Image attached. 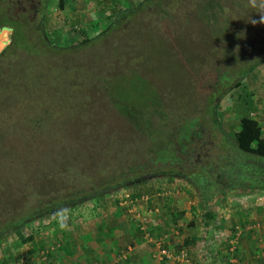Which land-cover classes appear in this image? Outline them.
<instances>
[{"label": "rangeland", "instance_id": "obj_1", "mask_svg": "<svg viewBox=\"0 0 264 264\" xmlns=\"http://www.w3.org/2000/svg\"><path fill=\"white\" fill-rule=\"evenodd\" d=\"M150 1L66 0L64 5L59 7L56 0H49L41 13L36 9L39 0L2 1L4 10L14 12L23 19V32L17 40L12 38V27L5 25L2 27L6 30L0 35V169H6L0 170V175L15 173L16 177L11 178L13 185L22 183L31 188L43 174L39 160L45 158L41 152L45 148L48 158L56 157L60 163L67 164L69 169L71 167L70 176L74 175L75 179L68 186V190L76 191L75 193L87 192L91 186V178L98 181L101 177L106 179L109 174L113 175V172H109L101 176L96 172L101 169L97 165L90 172L85 171L82 176H75L76 167L79 171L82 170L85 160L82 155L77 159L74 157L77 150L81 152L75 127L72 130V125L63 123L64 120L71 122L73 116L77 126L89 125L87 116H95L94 113L97 112V117H102L104 123L109 125L106 127L125 125L127 128V124H131L139 129L143 127L137 125V120L146 123L148 120L145 119V114H149L151 121L148 122L162 127L158 113H151L149 110L164 107L171 110L168 112L167 130L162 133L164 131L161 132L157 128V133L151 134L155 144H161L169 135L168 129L174 128L175 125L180 126L181 122H176L174 118L176 111L184 114L193 111L191 115L197 117L192 126L195 132L192 133L191 142L185 147L186 153H191L189 161L203 163L210 172L211 164L207 162H213L212 155L222 156L225 152L230 154L226 145L230 138L225 136L226 132L221 126H227V130L232 131L237 127V120L243 113L256 115L260 120L263 118L264 58L245 73L240 66L243 61L261 57L264 53V25L250 23L252 18L258 20L259 17L255 14L256 10L250 6L249 0H153L157 1L156 5L153 4L156 7L154 13L147 14ZM130 8L133 9L130 11L133 15L121 16L119 31L113 28L110 34L99 38V30L107 28V24L113 22L116 15H122L121 12ZM36 15L37 19L41 17L42 20L32 21ZM40 28L52 32H49V41L44 39ZM128 29L131 32L130 39L122 36L120 40L119 36ZM259 31L260 39H255ZM139 32L140 34H137ZM84 37L87 38L83 39ZM248 40L250 42H247ZM53 41L58 42L55 45L58 47L52 48ZM113 42L117 44L115 53L111 51ZM254 47L258 49L255 50ZM24 52L35 55L40 62L39 70L45 61L48 70L44 68V73H50L52 86L47 80L46 84L39 80L33 88L31 83L20 75L24 69L20 72L9 65L8 62L15 54L22 58L26 55ZM49 58L51 61L47 62L46 59ZM68 62L72 68L67 69L65 80L62 77L56 80V66L65 69ZM26 64L23 62L21 66ZM42 74L40 78L44 77ZM223 74L226 77L221 81L225 85L221 87L220 81L218 87L221 88L217 90L221 94L218 97L219 106L215 111L211 110L213 113H210L209 109L204 111L203 107L197 108L202 102V97L214 89L212 86L216 87L215 82ZM92 78L97 79L94 82V100L96 94H101L106 100L92 103ZM237 80L241 82L238 86L235 84ZM126 85L130 92L123 91L127 90L124 89ZM118 93L121 96L117 97ZM154 97L157 98L156 101L153 100ZM73 107L80 108V111L75 112ZM43 108L49 109V117L43 115ZM70 108L73 109L71 115ZM135 109L141 118L132 119L133 116L129 115L128 112ZM219 119L221 123H218ZM38 125L43 127L42 132L36 127ZM135 130V141H138L140 135H137V129ZM34 131L40 135L35 146L29 145L28 142L30 132ZM119 140L121 139L117 141L115 138L113 142L117 145ZM173 148L176 154H180L177 145ZM29 150H34V153L31 154ZM106 151L105 161L109 164L106 168H116L122 160L133 162V157L128 159L123 149L119 157L115 154L117 151ZM31 156H34L36 161ZM142 158L140 160H143ZM252 161L255 167H264V159L254 158ZM188 166L191 164L186 163L181 169H189L185 168ZM210 177L215 179L213 173ZM142 178L133 183L118 185L120 187L115 190L119 196L117 202L123 208V213L116 220H126L130 239H137L136 235L141 237L144 231L147 233V230L138 228L143 225L153 231L150 234L151 239L147 238L149 235L144 236L147 242L152 243L153 249L155 245L152 239L157 236H160L159 240L164 242L166 247L174 249L183 241V237L197 233L203 236V239H198L196 252L225 253L230 258L234 253L235 256L241 253L242 237L247 232L264 236V192L246 194L228 189L214 196L210 206L216 217L209 225H204L201 189L193 181L180 174L148 175ZM127 189L145 197L148 195V198L132 200V203H127L131 202L129 200L122 202V194L128 192ZM16 192L20 194V191ZM66 192L61 189L54 193L50 191L47 195L50 198L52 195L62 198L68 195L69 191ZM114 198L116 196L111 195L101 199L113 205L116 203ZM98 203L94 196L83 197L75 210L62 214L60 222L77 214L81 207ZM191 206L195 208L192 209ZM19 210L25 209L21 206ZM178 210H183V215L173 222L171 215ZM1 213L0 216H3ZM24 213L21 217L27 215ZM30 222L40 227L34 233L36 238L49 235L51 228L55 227V224L47 226L50 225L48 216L33 218ZM250 223L255 224L253 228H243ZM235 226L241 229L239 240L234 236ZM22 228L25 233L31 229L27 226ZM3 234L4 237H0V256H4V264H10L23 257L24 249L20 248L26 246L29 241L20 240L14 227L5 229ZM226 242L230 243L228 248ZM233 245L235 246L231 249ZM122 247V250L125 249L124 251L130 254L134 242L127 241ZM218 249L222 252L217 251ZM188 251L189 254L192 253L190 249Z\"/></svg>", "mask_w": 264, "mask_h": 264}, {"label": "trees", "instance_id": "obj_2", "mask_svg": "<svg viewBox=\"0 0 264 264\" xmlns=\"http://www.w3.org/2000/svg\"><path fill=\"white\" fill-rule=\"evenodd\" d=\"M3 0H0V27L2 26H11L13 29L12 38H15L18 40L19 35L23 32L21 22H23V19L18 17V15H15L14 12L9 13L7 10H4L3 6ZM49 0H39L37 3V12L41 13L43 8L46 6L47 2ZM58 2V6L62 7L66 0H56ZM160 1V0H159ZM158 1V3H160ZM207 2H214L213 0H207ZM242 3V2H241ZM151 4V5H150ZM157 4V1L151 0L149 2V9L147 11L148 13H154V10L156 7L153 6ZM207 4V3H206ZM147 7V8H148ZM146 8V9H147ZM162 8V7H161ZM163 9V8H162ZM133 9L130 8L129 10H125L124 12H121L122 15H116L113 18V22H109L107 24V28H102L98 32L99 38H102L107 35L113 28L116 29L115 31H119V26L121 22V16H131L133 14H130ZM164 10V9H163ZM188 17V16H187ZM186 17V18H187ZM199 17V15H198ZM112 18V17H111ZM40 21L42 20L41 17H39ZM37 15L34 16L32 21H37ZM19 21V22H18ZM39 21V22H40ZM38 22V21H37ZM41 32L43 33L44 39L48 40L49 34L52 33L50 31H45L40 28ZM125 29V28H123ZM135 30V29H134ZM50 32V33H49ZM136 32V30H135ZM110 34V33H109ZM130 29L128 31H124L120 37L127 36V39H130ZM135 34V33H134ZM137 34H140L137 33ZM18 36V37H17ZM260 31L256 33L255 39H260ZM87 37H84L83 39H86ZM238 39V38H237ZM236 39V40H237ZM247 42H250L248 40ZM58 42H52V48L58 47ZM263 44H264V38H263ZM120 45V44H119ZM264 46V45H263ZM259 47V46H258ZM254 47V49H258ZM117 48V44L113 42L111 46V51L115 53V49ZM253 49V48H251ZM62 52V51H61ZM23 53V52H22ZM26 54V52H24ZM64 54V52H62ZM37 54V53H35ZM14 55V54H13ZM33 54H26L23 55L22 58L18 56V54H15L14 58L10 60L8 63L9 65H12L14 68L18 69V71H22L24 69L23 73H20L22 78L27 79L33 88L39 83V80L46 84V80L50 86L53 84V79L48 71L44 73V68L48 70V66L42 62V68H40V62L34 57ZM43 58V56H41ZM264 58V53L261 57L256 56L255 59H250L247 61H243L241 63V67L243 68L242 72L249 71L250 68H252L255 64L261 62V60ZM44 59V58H43ZM47 62L51 61V58L46 59ZM23 62H26V66H21ZM69 63V62H68ZM52 64V63H51ZM55 68V67H54ZM58 69V75L56 77V80L59 77H62L63 80H65V74L67 69L72 68L71 64H67V68H59ZM43 73V74H42ZM42 74L44 77L40 78ZM240 75V74H239ZM67 76V75H66ZM100 80L102 78L100 76H97ZM226 76L223 74L221 77L215 82V86H212L214 89L211 90V92L206 93L205 97H202V102L200 105H198L197 108L203 107V110L206 111L209 109L210 111L215 109L219 106V96L221 94L217 92L219 89L225 85V83L222 81ZM60 80V79H59ZM97 81V79L91 80V101L92 103H95V101H101L106 100L105 97H102L101 94L95 95L94 100V82ZM221 81V87H218L219 82ZM240 80H237L235 82L236 86L240 84ZM121 86H124L121 84ZM123 90L125 92H130L131 90H128L127 85L124 87ZM60 90V88H59ZM113 96V95H112ZM121 96L120 93H118L117 97ZM40 97V96H39ZM116 97V98H117ZM156 97L153 98L154 101H156ZM75 109V112L80 111V108L73 107ZM70 108V115L72 114L71 111L73 110ZM194 109V108H193ZM151 113L157 112L160 117V125L163 127H158L156 124L153 125V122L151 121V117L149 114H145V119L148 120L146 123H142L137 120V125H141L143 128H137L134 125H129L127 128L125 125H118L117 127H106L109 126L108 124L104 123L105 120L101 117L100 119L97 117V112L94 113L95 116L91 117V114L87 116V118L90 120V124H84L79 125L75 123V117L73 116V120L71 122H66L65 120L63 123H67L66 125H72V130L77 131L76 135L79 136L80 150H77L75 152L74 157L79 158L81 156L85 161L84 165L82 166V170H78L76 167V170L74 171L75 176L80 177L82 176V173L90 172L92 168H95L100 166V172H98L101 176H104L105 173L113 172L112 174H109L106 179H99L98 181H93L91 178V186L88 189L87 192L81 193L76 191H70L68 190V186L72 181L75 179L74 175L70 176V169L66 166L67 164L60 163L59 159L56 157H47L48 151L41 150L42 153H44L45 158L39 160V166H41V170L43 172L42 176L35 184L31 186V188H27L22 183L12 184L11 181L16 177L15 173H12L13 175H0V213L3 214V216H0V237L3 236V231L5 229L14 227V230L16 234L18 235L19 239L22 241H27L29 239L34 238V233L40 229L39 226L33 225L30 221L33 218L42 217V216H48L50 220V224L54 223L58 220L62 214H65L66 212L70 213L76 206L79 204V201L83 199V197L88 196H94L99 203L96 204H105V200H103L106 197H111V195H115L116 200L118 201L119 196L115 193V190L118 189L120 186L118 185H126L129 184V182L133 183V181H139L142 180V177L151 175V176H157V175H177L180 174L189 180L193 181L194 184H196L200 191V198H201V204L203 205V215L204 219L202 223L204 225H209L210 222L215 219L216 214L215 211L210 206V201L212 198L216 195H219L220 193L226 192L228 189L236 190L239 193H254V192H264V167L261 165H257V167L253 164L254 158H261L264 159V127L262 126V123L257 119L255 116L249 115L248 113H243L239 116L236 124V128H233L232 131L227 130V126H221V129L224 130L225 136L230 138L227 142L228 146V154L225 152L222 156H215L212 155V161L213 162H207L211 164L210 168L212 171L208 170L206 166L203 163H195L189 161L191 153H186L185 147L189 145L191 142L192 133L195 132V130H192V126L194 125L197 117L194 115H191L193 113L190 112L187 113H181L179 111H176V114L174 115V118L177 121H180V126L175 125L174 128L168 129L169 135H167L166 141H164L161 144H155L153 141L154 138L152 137V133H157V128L162 130L165 133L167 130L168 122H169V115L168 112L171 110H166L164 107L163 109L159 108L158 110L151 109L149 110ZM146 112V111H145ZM43 115H51V112L49 109L43 108ZM129 115L134 118H141L139 116V112L135 110H131L128 112ZM210 113H213L212 111ZM80 114V113H79ZM134 114V115H133ZM48 115V117H49ZM100 116V115H99ZM138 116V117H137ZM41 117V116H40ZM40 117L39 120L41 119ZM216 117V121H217ZM69 123V124H68ZM220 122V119L218 121ZM178 124V123H177ZM65 125V126H66ZM39 128L38 130L40 132L43 127L36 126ZM137 129V135L139 133L140 137L138 141H135L137 139L136 136V130ZM145 130V131H144ZM31 136L28 138V142H30L29 145H33L37 143L38 139L40 138V135L37 133V131L30 132ZM119 143L117 145L113 142V139H115ZM40 141V140H39ZM77 143V141H75ZM174 145H177L178 150H180V154H176L175 149L173 148ZM91 149V151H90ZM112 150L117 151L115 154L119 157L120 151L123 149L128 157V159L133 157V162L135 163H129L130 160L120 162L117 164L116 168H106L108 167V162L105 161L106 157L105 153H107L106 150ZM227 150V149H226ZM31 151V150H29ZM91 152V153H90ZM34 153V150L31 151V154ZM50 156V153H49ZM86 158H85V157ZM123 157V155H120ZM32 157V156H31ZM141 157H143V160H140ZM35 160V157H32ZM29 158L27 157V160ZM36 161V160H35ZM89 162V163H88ZM189 163L191 166L185 167L189 169H181V166L184 167V164ZM205 163V162H204ZM13 164H15L13 162ZM37 164V162H36ZM76 164V163H75ZM126 170H123L125 169ZM0 170H6L1 168ZM62 173V174H61ZM66 173V174H65ZM116 173V175H114ZM211 173L214 174V178L210 177ZM69 174V175H67ZM62 175V176H61ZM65 175V176H63ZM67 175V176H66ZM116 177V178H115ZM13 178V179H11ZM62 190L69 191L68 195L66 194L64 197H60L57 195H52L50 198L49 195H47L50 191L52 193L59 192ZM112 191L110 192V190ZM27 192H24V191ZM128 190V189H127ZM16 191H20V194H18ZM16 192V193H14ZM66 192V193H67ZM130 198L133 200H139L141 199V196L143 194H139L138 192H131L128 190ZM71 193V194H70ZM70 194V195H69ZM73 194V195H72ZM11 196L12 198H9ZM48 198V199H47ZM103 198V199H101ZM142 200V199H141ZM34 203V204H33ZM97 203V202H96ZM25 205V206H24ZM40 205V206H39ZM66 205V207H65ZM21 206L24 207L25 210L21 211L19 210ZM127 205L124 206L127 207ZM192 209H194V206H191ZM38 209V210H37ZM25 211V213H24ZM6 213V214H5ZM8 213V214H7ZM22 213L26 214L25 216L21 217ZM183 215V210L175 211L174 214H172L173 219L176 221ZM192 221V220H191ZM27 226V228H31L29 232L25 233L23 231L22 227ZM35 228V229H34ZM139 228V227H138ZM149 230V229H148ZM150 231V230H149ZM150 233H152L150 231ZM4 237V236H3ZM57 238V237H55ZM54 238V239H55ZM213 238V237H211ZM46 241V240H42ZM60 240H53V244H57ZM196 241L195 236H186L183 237V241H181L180 244L176 246V250H180L181 248H185L188 251V247H194V243ZM211 243V242H210ZM230 246L229 242H226V248ZM59 247V244H58ZM219 251V249L217 250ZM234 253V252H233ZM48 254H51L53 256L54 250L50 249ZM227 255V254H226ZM227 257H229L227 255ZM27 264V262L25 263ZM41 264V262L39 263ZM102 264V263H101Z\"/></svg>", "mask_w": 264, "mask_h": 264}, {"label": "crops", "instance_id": "obj_3", "mask_svg": "<svg viewBox=\"0 0 264 264\" xmlns=\"http://www.w3.org/2000/svg\"><path fill=\"white\" fill-rule=\"evenodd\" d=\"M85 206L63 222H60L63 217L60 216L57 221L47 225L55 224L49 235H40L36 238L34 234V241H32L34 238L27 240L29 241L27 245L20 248V250L24 249L22 256L27 264L40 262L41 264H264V236L256 233L252 235L249 232L242 237L241 253L237 256L234 253L230 256L231 259L225 253L207 254L188 247L192 252L188 254V262L158 261L152 255V243L145 240L143 233L141 237L136 235L135 240L130 239L131 234H127L129 228L126 220H116L123 213V208L118 202L113 205L105 203ZM171 220L175 221L172 215ZM191 236L196 237L194 247L198 239H203V236L197 233ZM54 238L60 240L56 245L52 243ZM223 240L225 242V239ZM127 241H133L134 248L123 258L124 251H121V247L126 245ZM50 249L54 250L53 256L48 254ZM0 264H4V256H0Z\"/></svg>", "mask_w": 264, "mask_h": 264}, {"label": "built area", "instance_id": "obj_4", "mask_svg": "<svg viewBox=\"0 0 264 264\" xmlns=\"http://www.w3.org/2000/svg\"><path fill=\"white\" fill-rule=\"evenodd\" d=\"M252 116H255L257 119L258 117L256 115H252ZM259 121L262 123V126L264 127V115H263V118ZM122 198H123V201L122 202H127L128 200L131 201V202H127V203H132V198H130V195H129V192H124L122 194ZM148 198V195L147 197L145 196H141V199L144 200V199H147ZM254 223H250V224H247L246 226H244L243 228H245L246 230H248L249 228H253L254 227ZM236 227V226H235ZM139 228L141 229H145L147 230V233L144 231V235H149V237H147L148 239H151L150 237V231L147 229V227L144 228L143 225H139ZM244 229V230H245ZM240 232H241V229H238V226L234 229V236L236 237V239H238L240 237ZM159 237L160 236H157L155 238L152 239V241L154 242V249L152 251V255L153 257H155L158 261H164V262H168V261H187L188 258H189V253L187 252L186 249L184 248H181L180 250H176L175 248L174 249H171L169 247H166L165 246V243L161 242L159 240ZM234 237V238H235ZM239 240V239H238ZM237 242V240H236ZM235 245H233V247H231V249L234 248ZM128 248H130V246L127 245ZM126 247V248H127ZM125 250V249H124ZM122 250V251H124ZM128 255V253H126L125 251L122 253V257L125 258L126 256ZM231 259V258H230ZM26 259H24L23 257H21L20 259H18L17 261H15L13 264H24ZM107 264V263H106Z\"/></svg>", "mask_w": 264, "mask_h": 264}, {"label": "clouds", "instance_id": "obj_5", "mask_svg": "<svg viewBox=\"0 0 264 264\" xmlns=\"http://www.w3.org/2000/svg\"><path fill=\"white\" fill-rule=\"evenodd\" d=\"M249 4L256 10L255 14L259 17L258 20L252 18L250 23L264 25V0H249Z\"/></svg>", "mask_w": 264, "mask_h": 264}, {"label": "water", "instance_id": "obj_6", "mask_svg": "<svg viewBox=\"0 0 264 264\" xmlns=\"http://www.w3.org/2000/svg\"><path fill=\"white\" fill-rule=\"evenodd\" d=\"M4 29H5V27H2V28L0 29V32L3 31Z\"/></svg>", "mask_w": 264, "mask_h": 264}, {"label": "bare ground", "instance_id": "obj_7", "mask_svg": "<svg viewBox=\"0 0 264 264\" xmlns=\"http://www.w3.org/2000/svg\"><path fill=\"white\" fill-rule=\"evenodd\" d=\"M6 29H4L3 31H5ZM2 34V31H1V33H0V35Z\"/></svg>", "mask_w": 264, "mask_h": 264}]
</instances>
